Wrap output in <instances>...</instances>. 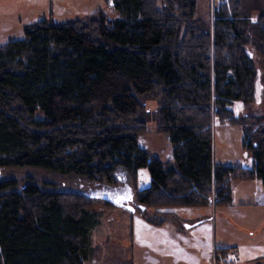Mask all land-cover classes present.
<instances>
[{"label": "trees", "instance_id": "1", "mask_svg": "<svg viewBox=\"0 0 264 264\" xmlns=\"http://www.w3.org/2000/svg\"><path fill=\"white\" fill-rule=\"evenodd\" d=\"M214 1L209 30L193 21L194 0H112L116 18L98 10L58 24L43 19L0 45V168L113 185L116 171L133 178L143 167L150 182L136 200L144 210L225 206L234 180L257 179L264 191V127L229 109L252 101L255 70L244 45L256 41L264 52V19L241 18L238 0ZM152 92L170 168L137 145L145 130L138 96ZM212 118L244 132L249 168L212 162ZM92 200L1 179L0 264L88 261L98 224Z\"/></svg>", "mask_w": 264, "mask_h": 264}, {"label": "rangeland", "instance_id": "2", "mask_svg": "<svg viewBox=\"0 0 264 264\" xmlns=\"http://www.w3.org/2000/svg\"><path fill=\"white\" fill-rule=\"evenodd\" d=\"M238 1L241 18L252 22L259 16L264 19V0ZM194 2L193 21L202 30H209L215 1ZM98 10L110 18L118 16L112 8V0H0V45L22 39L24 29L40 20L64 23L89 17ZM178 13L186 15L187 10L178 9ZM244 49L255 70L253 97L247 106L233 102L229 109L236 117L245 120L246 126L257 124L264 127V52L256 41L244 45ZM138 102L140 108L136 118L145 125V130L137 137L138 147L158 158L166 168L173 167L168 137L158 126L159 94L140 95ZM243 133L237 125L219 123L212 118V162L249 168L250 157L243 146ZM245 140L247 137L244 135ZM114 177L113 185H105L40 168H0V180H13L18 186L30 183L40 191L77 192L93 199L90 210L98 214V224L90 232L94 259L84 264H222L214 258V255L222 253H216V250L214 255L212 253V230L215 246L235 245L239 249V256L228 249L235 253L236 264L264 257V207L253 204L260 203L264 194L257 179L230 181L225 189H231V207L228 208L227 204L214 207L212 200L210 206L215 208L213 211L211 207L140 209L136 193L149 186L147 169L138 168L133 178L129 170L116 171ZM235 208L239 213L234 212ZM195 217H199L198 225L191 221ZM185 219L189 221H183ZM248 228L249 232L252 228L257 230L250 235ZM261 261L259 264H264Z\"/></svg>", "mask_w": 264, "mask_h": 264}, {"label": "crops", "instance_id": "3", "mask_svg": "<svg viewBox=\"0 0 264 264\" xmlns=\"http://www.w3.org/2000/svg\"><path fill=\"white\" fill-rule=\"evenodd\" d=\"M248 162H249V164H251V161H250V159H248ZM230 195H231V193H230ZM259 202L260 203H253L254 204V206H256V207H264V194H263V197L259 200ZM231 203H232V198H231V196H230V200H229V202L227 203V207L229 208V207H231ZM244 204H250V203H244ZM242 205V204H241ZM212 208V210L214 211L215 210V208L214 207H212V206H206V208ZM232 208H234V207H232ZM234 210V212H237V213H239L238 211H235L236 210V208L235 209H233ZM198 218L199 217H195V218H193L191 221H195L194 223H193V225L194 224H196V225H198L200 222L198 221ZM208 219H210V218H208ZM183 221H189V220H183ZM155 224H157V223H155ZM184 227H186V228H188V227H190V226H184ZM257 229H255V228H252V229H250V232H249V228L247 229V232H249V234L250 235H253L254 234V231H256ZM216 245V243H215V238H214V230H212V253H213V255H214V251L217 249V248H227V249H231V250H233L235 253H236V255L237 256H239V249L235 246V245H229V246H227V245H225V244H223V245H219V246H215ZM90 259H94L93 257L92 258H90ZM259 259H262V261L261 260H259ZM259 261H261L262 263H263V261H264V257H259V258H252V259H246V261L245 262H243V263H240L239 262V264H259ZM87 261H85L84 263H86ZM83 263V264H84ZM184 263V262H183ZM183 263H180V264H183ZM212 264H220V263H218V262H212Z\"/></svg>", "mask_w": 264, "mask_h": 264}, {"label": "built area", "instance_id": "4", "mask_svg": "<svg viewBox=\"0 0 264 264\" xmlns=\"http://www.w3.org/2000/svg\"><path fill=\"white\" fill-rule=\"evenodd\" d=\"M214 258H218L222 264H236L238 262L237 257H235V253L229 250L222 254L214 255Z\"/></svg>", "mask_w": 264, "mask_h": 264}, {"label": "water", "instance_id": "5", "mask_svg": "<svg viewBox=\"0 0 264 264\" xmlns=\"http://www.w3.org/2000/svg\"><path fill=\"white\" fill-rule=\"evenodd\" d=\"M140 207V209H143V207L142 206H139Z\"/></svg>", "mask_w": 264, "mask_h": 264}]
</instances>
